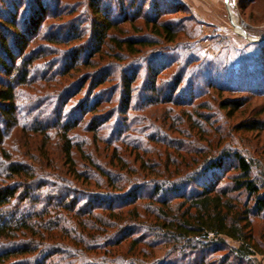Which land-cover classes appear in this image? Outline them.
<instances>
[{"label": "rangeland", "instance_id": "374dc122", "mask_svg": "<svg viewBox=\"0 0 264 264\" xmlns=\"http://www.w3.org/2000/svg\"><path fill=\"white\" fill-rule=\"evenodd\" d=\"M98 1L104 16L93 11L90 0H0V14L16 13L18 24L25 30V38L29 39H25L27 44L23 53L28 59L33 60L35 57L28 68V84L18 87L21 94L20 106L27 103L34 112L28 113L24 130L15 128L4 140L5 150L9 155L23 158L29 163V156L24 158L21 155L24 151L21 143L33 141L44 146L43 151L50 153L51 162L52 159L55 160L52 169L54 173L65 172L67 166L61 158L60 145L62 132L50 129L41 134L31 132L30 129L52 127L58 113L60 118L64 116L63 121H77L81 111L76 110V107L88 101H96L95 85L103 80L102 96L105 100L98 117L108 121L95 134L76 127L69 135L70 140L86 148L92 159L108 174L113 176L118 172L120 165L112 158L119 155L128 163L131 169L127 171L129 175H134V170H137L138 173L142 171L141 175L146 177L155 176L146 167L139 172V152L131 145V141H141L143 148L149 149V153L140 152L150 160L155 158L152 148L162 150L170 157L177 156L179 159L186 156L193 159L194 153L189 151L184 154L183 146L184 143L194 141L195 147L207 151L204 156L217 154L222 149L240 152L252 160L255 166L253 174L264 178V127L248 130L240 125L251 119L264 121V96L260 94L262 92L256 93L260 89L255 82L250 81L255 76L258 85L262 86L264 80V75H260L256 66L259 57L252 58L255 53L258 54L257 44L262 41L258 39L264 37V0H228V5L225 0H162L166 10L159 14L155 26L152 19L148 21L143 15L144 12L154 14L148 11L152 0ZM139 2L143 3L141 14L135 11ZM40 3L44 8L42 12L39 10ZM154 3L158 2L155 0ZM105 16L116 26L108 30L107 38L102 42L95 38L94 32L96 20L104 19ZM36 19L40 23L35 30V23H31ZM164 20L176 23L184 32H178L176 38L169 41L159 28ZM34 31L36 34H33ZM2 32L6 34L8 30ZM7 36L11 37L9 33ZM126 38H140L144 40V44H137L132 48L126 47V44L118 45L117 42L121 43ZM18 54L19 49L16 48L14 55ZM162 65L167 68L157 76L156 84L161 88L170 86L177 74H184L182 87L192 85L194 91L182 92L179 99L185 100L192 95V105L148 103L146 97L150 94L146 86L149 84L150 74L153 68ZM125 73H137L131 84L134 97L126 113L123 106L117 104V101L125 97L120 94ZM91 75H94L96 82L90 84L87 81L85 87L76 93L81 81ZM159 90L161 91L160 88ZM151 98L154 97L151 95ZM93 116L94 114H87L85 119L90 121ZM123 121L128 127L122 134L124 144L117 137V127H122ZM161 136L168 137V140L175 142L182 150L161 145L156 141ZM30 153L38 156L37 159L43 155L38 151ZM77 161L80 174L87 179L92 177V180L83 182L70 179L66 174L63 177L67 178L64 179L67 181L65 184L69 183L77 190L80 198L86 199L87 191L102 190L105 178L97 170L84 164L79 157ZM44 170L50 172L48 168ZM225 175L223 180L228 174ZM13 201L10 209L16 203L20 206L23 204L20 197ZM252 231L264 252L262 217L252 218ZM5 240L8 239L0 238V245L3 246ZM228 242L236 244L231 240ZM128 245L129 240H125L119 247H106L94 252L90 257L92 259H88L86 263L107 264V258L104 262L99 258L115 256L117 252L126 259L131 258L134 253L128 251ZM153 253L160 258L164 250L155 248ZM28 255L33 257V254ZM140 258L150 261L152 253ZM252 259V264H264V254H257ZM78 263V260L68 261V264ZM161 264H178V260L167 257Z\"/></svg>", "mask_w": 264, "mask_h": 264}, {"label": "trees", "instance_id": "16d2710c", "mask_svg": "<svg viewBox=\"0 0 264 264\" xmlns=\"http://www.w3.org/2000/svg\"><path fill=\"white\" fill-rule=\"evenodd\" d=\"M154 1H151L148 8L154 14L144 12L143 15L148 21L152 19L155 26L159 14L164 13L166 8L162 0H156L158 3ZM98 3V0H90L93 11L104 16ZM141 3L137 4V14L142 12ZM39 10H44L42 3ZM39 23L36 19L31 24H34L36 30ZM115 26L106 16L97 19L95 38L103 42L108 30ZM159 28L169 41H173L178 32H184L182 27L167 20L161 21ZM2 30L8 32L5 34ZM25 35V30L18 24L16 13L0 14V238L8 239L3 241V246L0 245V264H68L70 260L87 264L94 252L106 247H119L125 240H129L128 251L134 253L131 258L126 259L117 252L115 256H103L99 260L104 262L107 258V264H161L168 257L177 259L178 264H252V258L264 254L252 231V218L260 216L264 219V178L253 174L255 166L249 157L224 149L217 154L204 156L207 151L198 149L194 141H190L184 143L186 149H183V153L191 151L195 156L193 159L186 156L179 159L177 156L170 157L164 151L152 148L155 158L150 160L143 155L144 152L148 154L149 149L143 148V143L137 140L131 141V145L139 152V172L146 167L155 176L146 177L141 175L142 171L138 173L137 170H134V175H129L127 171L130 167L119 155L112 158L120 165L118 172L112 176L98 166L86 148L70 140L69 134L76 127L95 134L108 121L98 117L105 100L102 96L103 80L95 85L96 101L82 102L76 107V110L81 111L77 121H63L64 116L60 118L58 113L52 127L30 129L31 132L41 134L50 129L62 132L61 158L67 166L65 172L68 173L59 170L57 173L60 175L54 173L52 169L55 160L51 162L50 153H45L44 146L33 141L21 143L24 146L21 155L24 158L29 156V163L23 158L9 155L4 140L15 128L24 130L28 113L34 112L27 103L20 106L21 94L18 89L28 84V68L35 60V57L33 60L28 59L23 53L27 44L25 39L29 40ZM117 43L132 48L144 44V40L126 38ZM257 46L258 54L255 53L252 58L259 57L255 65L263 76L264 40L258 41ZM16 48L19 49L18 55H14ZM166 68V65H162L152 69L146 86L150 94L146 97L148 103L192 105V95L185 100L179 99L182 92L194 91L192 85L182 87L184 74H177L170 86L161 88L156 84L157 76ZM136 76L137 73H125L122 77L120 94L125 97L117 101V104L123 106L125 113L134 97L131 84ZM95 80L94 75H91L81 81L76 93L85 87L87 81L92 84ZM250 81L255 82L260 89L255 92H262L260 94L264 96V80L261 87L255 76ZM234 107L238 108L237 105ZM87 114H94L90 121L85 119ZM121 124L122 127H117V137L124 144L122 134L128 127L125 121ZM240 125L244 129L257 130L264 127V121L251 119ZM156 141L167 148L182 150L168 137L161 136ZM35 150L43 154L42 158L37 159L38 156L30 153H37ZM77 157L105 178L102 190L87 191L86 199L80 198L77 190L69 183L65 184L66 176L63 177L66 174L70 179L83 182L92 180V177L87 179L80 174ZM46 168L50 172L47 173L44 170ZM225 173L228 175L223 180ZM19 197L23 204L20 206L16 203L10 209L13 200ZM228 240L236 244L231 245ZM155 248L164 250L162 257L154 255ZM218 252H222L221 255H216ZM149 253H152L150 261L140 258L148 257ZM28 254H33V257Z\"/></svg>", "mask_w": 264, "mask_h": 264}, {"label": "water", "instance_id": "95a60500", "mask_svg": "<svg viewBox=\"0 0 264 264\" xmlns=\"http://www.w3.org/2000/svg\"><path fill=\"white\" fill-rule=\"evenodd\" d=\"M227 3H228V0H225ZM238 33H241L242 35H245V33H242V32H238ZM258 40H264V37H261L260 39Z\"/></svg>", "mask_w": 264, "mask_h": 264}, {"label": "bare ground", "instance_id": "6f19581e", "mask_svg": "<svg viewBox=\"0 0 264 264\" xmlns=\"http://www.w3.org/2000/svg\"><path fill=\"white\" fill-rule=\"evenodd\" d=\"M227 5H228V3H227ZM231 17V16H230ZM231 20L233 21V19H232V17H231ZM234 23V22H233Z\"/></svg>", "mask_w": 264, "mask_h": 264}]
</instances>
